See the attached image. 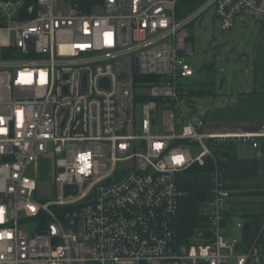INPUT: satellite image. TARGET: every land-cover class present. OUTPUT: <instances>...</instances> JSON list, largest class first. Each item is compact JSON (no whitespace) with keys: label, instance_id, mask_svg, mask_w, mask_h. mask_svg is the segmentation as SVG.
<instances>
[{"label":"built area","instance_id":"obj_1","mask_svg":"<svg viewBox=\"0 0 264 264\" xmlns=\"http://www.w3.org/2000/svg\"><path fill=\"white\" fill-rule=\"evenodd\" d=\"M178 1L0 0V264H264V219L245 240L238 219L230 237L236 180L205 142L260 148L264 123L206 131L187 112L198 69L186 60L207 9L228 30L243 12L264 18V0L182 16ZM44 154L55 199L40 202L27 169ZM205 159V224L179 241L177 177Z\"/></svg>","mask_w":264,"mask_h":264},{"label":"rangeland","instance_id":"obj_2","mask_svg":"<svg viewBox=\"0 0 264 264\" xmlns=\"http://www.w3.org/2000/svg\"><path fill=\"white\" fill-rule=\"evenodd\" d=\"M240 15L235 18L234 25L231 29L223 30L220 26L219 19L214 15L213 7H210L201 16L203 19L201 20L200 27L197 24L195 31L192 27L188 28L191 35L190 42L193 45L194 52L192 55H187L186 60L190 65L196 67L198 72L196 78L189 80L187 89L213 90L211 95H194L188 97L196 110L188 109L187 112L194 119L204 116L206 111L223 103L231 92L237 91L241 86H245L249 77L248 67L250 65L252 66V57L245 52L248 44V36L259 22L252 20V16L240 19ZM213 18L214 27H212ZM220 47H222L221 50H219ZM206 64H211V68H205ZM222 76H225L226 80L223 83L222 89H218L219 79ZM205 142L209 144L208 148L210 152L216 156L226 150V147H229L233 152L235 151L237 156H246L250 152V149L244 148L239 141H229L226 144ZM191 151L197 152L199 148L196 145H191ZM27 174L36 179L37 190L35 191V197L40 202L55 199V190L52 183L53 162L51 155H40L29 166ZM241 189L248 191L254 190L255 188L252 184H249L241 185ZM259 189V191L264 192V189ZM239 202H242L245 207H250L254 211H257V217L262 220L258 211L260 209L262 211L264 210V196H241L234 194L230 200V209L236 210V213H233L234 216H232L234 218L229 222V227L233 228L230 233L231 238L239 237V230L235 228V221L243 217L242 211L238 207ZM27 224L31 232L35 229L36 220L31 219Z\"/></svg>","mask_w":264,"mask_h":264},{"label":"crops","instance_id":"obj_3","mask_svg":"<svg viewBox=\"0 0 264 264\" xmlns=\"http://www.w3.org/2000/svg\"><path fill=\"white\" fill-rule=\"evenodd\" d=\"M248 17L251 15L245 12L240 15V19ZM252 18L259 23L248 36L245 52L252 57V66L248 67L249 77L245 86H241L237 91L232 90L233 92L223 103L204 113L206 131L213 133L250 132L257 130L264 123V18L253 16ZM242 146L249 148L250 152L246 156L235 155L238 158H254L257 174L253 178L238 179L236 183L264 187V151L248 143H242Z\"/></svg>","mask_w":264,"mask_h":264},{"label":"trees","instance_id":"obj_4","mask_svg":"<svg viewBox=\"0 0 264 264\" xmlns=\"http://www.w3.org/2000/svg\"><path fill=\"white\" fill-rule=\"evenodd\" d=\"M203 2L204 0H179L176 8L177 15H185L195 7L201 5ZM205 68L210 69L211 64H206ZM226 148V162L223 165L225 167V175L227 177L238 180L249 179L256 176V161L254 158H238L235 155V151L233 152L229 149V147ZM260 148L264 151V141L262 142ZM212 168L210 160L205 159L202 165L193 163L187 169L178 174L177 186L182 192V195L177 214L174 218V228L179 241L186 240L195 232L196 229L205 224V217L200 212V208L202 203L210 196L209 174ZM241 185L243 184L234 183L232 185V188L235 191L232 196H234V194L241 196H264V192L259 191V188L264 189L263 186H255L254 190L244 191L241 189ZM238 207L239 210L242 211L243 217H241V219L251 220L254 223L253 228L261 224L263 221L264 210L262 211L260 209L258 211L259 215L262 217V220H260L257 217V211H254L253 208L245 207L242 202L238 203ZM231 212L232 213L230 214L233 215V213H236V210Z\"/></svg>","mask_w":264,"mask_h":264},{"label":"water","instance_id":"obj_5","mask_svg":"<svg viewBox=\"0 0 264 264\" xmlns=\"http://www.w3.org/2000/svg\"><path fill=\"white\" fill-rule=\"evenodd\" d=\"M212 27H214V19H212ZM222 47H220L219 50H221ZM227 62H228V58H227ZM226 80V77L225 76H222L220 79H219V83H218V89H222V86H223V83L225 82ZM213 93V90H208V89H199V90H190L189 91V94L191 96H194V95H211ZM227 152H222V155H226ZM66 194H75L76 193V188L75 187H71V186H66ZM251 225H252V221L251 220H246L244 223H243V226H242V236H243V240H245L248 236V233H249V230L251 228ZM206 236H208V233H206Z\"/></svg>","mask_w":264,"mask_h":264},{"label":"bare ground","instance_id":"obj_6","mask_svg":"<svg viewBox=\"0 0 264 264\" xmlns=\"http://www.w3.org/2000/svg\"><path fill=\"white\" fill-rule=\"evenodd\" d=\"M246 214V213H245ZM249 216V215H248ZM253 218V217H252Z\"/></svg>","mask_w":264,"mask_h":264}]
</instances>
